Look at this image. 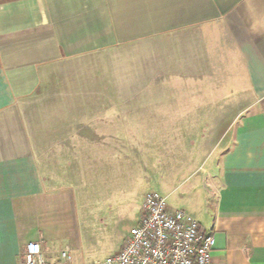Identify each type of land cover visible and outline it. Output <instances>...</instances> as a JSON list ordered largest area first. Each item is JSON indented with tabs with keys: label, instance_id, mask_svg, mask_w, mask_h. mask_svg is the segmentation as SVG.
<instances>
[{
	"label": "crops",
	"instance_id": "0c3cea01",
	"mask_svg": "<svg viewBox=\"0 0 264 264\" xmlns=\"http://www.w3.org/2000/svg\"><path fill=\"white\" fill-rule=\"evenodd\" d=\"M123 39L175 49L176 70L213 74L212 102L237 107L211 114L230 122L211 176L192 186L202 208L189 214L215 236L211 264H264V0H0V264H20L32 241L51 263L65 247L74 264L106 262H92L84 244L108 219L86 207L99 194L83 183L89 154L119 144H72L70 130L57 143L55 114L36 111L35 95L65 62ZM73 150L83 151V179L54 154Z\"/></svg>",
	"mask_w": 264,
	"mask_h": 264
},
{
	"label": "rangeland",
	"instance_id": "374dc122",
	"mask_svg": "<svg viewBox=\"0 0 264 264\" xmlns=\"http://www.w3.org/2000/svg\"><path fill=\"white\" fill-rule=\"evenodd\" d=\"M174 52L167 47L161 54L159 40L123 39L65 62L35 95L40 101L36 111L55 114L57 143L70 130L72 144H94L97 150L99 141L119 144L118 150L89 154L93 176L83 187L99 197L88 200L86 207L105 212L102 219L109 224L106 230L108 224L99 226L96 220L98 227L84 239L94 263L119 252V243L136 226L141 198L148 191L159 192L172 208L194 216L202 208L192 186L211 176V165L219 158L216 145L230 122L211 114L223 117L238 110L212 102L208 86L215 81L213 74L200 73L203 78L198 79L199 73L176 70V62L183 59ZM54 154L62 166L70 164L72 172L81 168L83 179V151Z\"/></svg>",
	"mask_w": 264,
	"mask_h": 264
},
{
	"label": "built area",
	"instance_id": "2783aa9c",
	"mask_svg": "<svg viewBox=\"0 0 264 264\" xmlns=\"http://www.w3.org/2000/svg\"><path fill=\"white\" fill-rule=\"evenodd\" d=\"M216 245L214 234L190 214L171 208L159 192L148 191L138 224L122 249L104 264H211ZM20 264H74V258L65 247L59 261L51 263L44 256L43 242L32 241L24 247Z\"/></svg>",
	"mask_w": 264,
	"mask_h": 264
}]
</instances>
